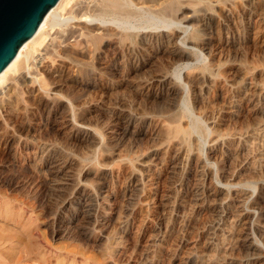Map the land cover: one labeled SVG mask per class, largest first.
<instances>
[{
  "label": "rangeland",
  "instance_id": "obj_1",
  "mask_svg": "<svg viewBox=\"0 0 264 264\" xmlns=\"http://www.w3.org/2000/svg\"><path fill=\"white\" fill-rule=\"evenodd\" d=\"M74 1L72 0V3ZM206 1L210 3V1ZM238 1L242 2V0ZM239 6L240 4L237 13L240 23L237 21L235 26L238 31L231 34L225 27L219 29L224 44L215 64L210 66L209 55L206 53L203 57L198 53L194 54L198 61L193 70L199 74H202V71H209L215 78H211L202 92L198 87L192 85L186 91L183 90L184 103L180 106L181 108L177 109L176 115L171 117L169 122L152 124L146 122L145 112L147 114L159 111L160 108H164L163 105L157 104L153 100L144 99L141 101L139 95L131 87L125 89L117 87L116 85L121 80L118 78L119 76L110 73L104 74V77L95 76L97 79H103L105 83L107 82L106 84H112L113 90L111 93L104 94V99H101L99 119L102 120L97 122L98 137H94L98 138L97 140L101 138L103 144L99 143L100 146L97 145L96 148L94 147L92 151L88 152L94 166H99L100 161H105L103 160L105 149L115 147L118 142L111 129V125L117 124L116 119H113L110 113L111 111L120 112L123 109L113 102V98L118 92L123 91L129 97L132 110L129 109L138 116L137 125L140 128L148 124L150 127H159L157 136H154L157 140L146 138L137 143H133L134 141L131 140L129 143L127 141L125 149L131 156L128 155L126 161L121 158L119 161V157L115 158L114 162L117 163L113 162L112 164L116 174L114 177L101 174V178L97 176L88 181L91 182L88 186H91V189L95 188L93 191L95 190L96 199L100 198L101 189L105 188L107 191L108 196L100 202V208H103L105 201L109 198L113 209H116L115 212H117L114 216L115 219L113 218L110 224L93 226L91 223L80 225L75 223L72 224L68 235L59 234L57 230L60 222L53 223L52 216L57 210L65 209L60 203L69 194L71 186L58 188L57 191L52 190L51 193L47 190V181H51L53 177L48 167L39 170L27 161L12 164L9 170L1 165L0 264H264V144L260 146L259 140L253 139L254 142H252V138L245 137L239 142L232 134L242 133L254 127L259 128L264 124V99L256 92L260 88L258 81L261 79V73L264 74V50L255 38V34L252 35V38L254 36L253 40L247 39L251 30H255L254 33L259 32V34L264 32V23L257 16L258 13L264 12V1L255 0L251 15H247L249 12L245 7ZM199 33L201 36L203 35L202 31ZM231 37L236 40L234 45L229 47L226 45V40H231ZM78 42L74 39L70 41L69 52L74 55L77 51V56L74 55L76 58L81 60L86 57L83 59L89 61L91 56L89 57L87 54L82 56L79 53L87 49L86 53H91L89 52L91 45H83L82 48L81 44L83 43ZM232 47H236V49ZM205 67L209 70H206ZM247 76L250 79H247ZM42 78L45 82L48 81L45 76ZM201 80H204L203 77ZM242 80L243 82H241ZM139 108L144 114H141ZM126 113L130 112L126 111ZM179 118L180 120H178ZM174 120H176V124ZM189 123H192L190 124L191 128L188 127ZM172 124L184 126L183 128L188 133L184 135V140L182 139L183 135H179L180 137L172 135ZM228 129L234 130L229 132ZM99 130L103 131L104 137ZM216 136H219L220 140L213 148L212 140ZM54 141L52 155L54 154V157L62 161L72 158L75 163L80 164L81 160H75V158L80 156L79 153L81 155L87 153L86 144L82 145L79 140L63 137ZM156 141L162 143L161 145L157 142L159 148L154 145ZM155 146L157 149L153 154L151 149L156 148ZM185 146H187L188 153ZM233 147L235 151L232 149ZM244 147L253 148L256 151L254 150L252 153ZM21 148L22 150H19ZM144 149L147 152L146 159L152 160L149 169L142 166L143 160L137 157ZM16 150L18 157L27 156L26 148L23 145H17ZM231 151L238 155L228 158L227 153ZM254 155L255 157H252ZM93 159L98 160L99 163ZM7 160L0 153V163ZM231 167L241 169L242 174L247 177L225 181L223 176ZM205 174L209 175L211 180L207 178L204 180ZM35 180L42 182L40 187L33 186ZM223 183L226 184L225 188H219ZM215 189H217V193L220 192L218 196L212 194ZM222 190L225 195L221 202ZM49 196H52V201H48ZM157 198L162 200L160 209L153 207V202ZM240 199L243 200L240 201ZM83 229L85 230L83 231Z\"/></svg>",
  "mask_w": 264,
  "mask_h": 264
},
{
  "label": "bare ground",
  "instance_id": "obj_2",
  "mask_svg": "<svg viewBox=\"0 0 264 264\" xmlns=\"http://www.w3.org/2000/svg\"><path fill=\"white\" fill-rule=\"evenodd\" d=\"M208 1L210 3L206 0H75L72 3V0H58L45 13L36 31L20 45L16 55L0 72V153L8 159L7 161H1L0 167L2 165L9 170L12 164L15 165L27 161L39 170L44 167H48L51 170L53 179L49 182L47 181V190L49 192L52 193V190L71 186L69 194L60 203L64 206L65 209L63 210L65 211L57 210L53 214L52 212L55 209L53 208V211L51 210L53 214L52 222H60L59 229L57 230L59 234L68 235L72 224L75 223L77 225L91 223L93 226L110 224L117 212H115L116 209H113L109 198L105 203L102 202L104 206L102 209L100 208V202L108 196L106 194L107 191L105 188L104 190L101 189L99 192L100 198L98 199L97 197L96 199L94 194L95 190L93 191L95 188L92 186L93 189H91V186H88L91 182L89 183L88 181L101 174L107 177H114L115 171H113L112 164L117 157H119V161L120 158L121 160L128 158L127 156L130 154L127 153L128 151H126L125 147L130 140L134 141L133 143L145 140L146 138L157 140L154 136H157L159 127H150L148 124L140 128L137 125L138 116L130 111L132 104L129 101V97L123 91L118 92L115 98H113V102L123 109L120 112H110L111 117L116 119L117 124L111 125V129L113 130L114 138L118 142L115 147L105 149L104 154L100 150L105 161L101 162L99 159V166L92 164V157L91 159L89 158L88 152L92 151L94 147L96 148L99 143H102L101 138L97 140L98 138L96 139L94 137H98V128L96 125H98L97 122L100 120L99 112L101 110L99 108L101 99L104 97V94L111 93V90H113L112 84H106L107 82L105 83L103 79H97L95 76L104 77L106 73L119 76L118 78H121V80L116 85L117 87L124 89L131 87L139 95L141 101L144 99L153 100L157 104H162L165 108H160L159 111H152L147 114L145 112L144 118L146 122L151 124L169 122L172 119L171 117L176 115L177 109L184 103V91L189 86L190 88L191 85L198 87L202 92L206 88L207 83L211 81V78H215V76H211L209 71H202V74H199L193 70V67L198 61L195 58V53H198L202 57L206 53L209 55L208 60L210 59V66L214 65L224 44L219 29L225 27L229 29L231 34L236 33L235 31H238L235 28L238 21V5L240 4L243 8L245 7L249 12L247 15H251L252 5L255 2V0H242L241 3L238 0ZM258 14V19L264 23V12ZM199 31H202V36ZM254 31L251 30L249 32L247 39L250 38L253 40L254 36L252 38V35L255 34V38L260 42L264 50V32L259 34V32L254 33ZM73 39L78 40L80 43L82 42V48L83 45H91L89 46L91 48L89 52L91 53H86L88 49L79 53L82 56H85V54L89 55V57L91 56L89 61L84 60L86 57H83L84 59L81 58V60H79L80 58H76L74 55H76L77 51L74 55L69 52L68 46H71L69 44ZM235 40L234 37L233 39L231 37V40H226V45L229 47L233 46ZM233 49H236V47ZM219 60L221 59L219 58ZM258 69L260 68L258 67ZM234 71L232 72L234 73ZM42 76H45L48 81L45 82ZM202 77L204 80H201ZM247 79L250 78L247 76ZM258 82L260 88L256 92L264 99L263 73H261V79ZM105 96L107 97L108 95ZM207 107L209 106L207 105ZM139 110L141 109L139 108ZM126 111L130 113L128 114ZM141 114H144L142 110ZM180 115L179 117H181ZM190 124L192 123H189L188 127H190ZM172 127L171 133L172 135L175 134L176 137L183 135V139L184 135L188 134L183 128L184 126L173 125ZM233 130L230 131L228 129L229 132H233ZM242 130L244 131V129ZM232 134L235 136L236 141L239 142L245 137L252 138V142L254 140L256 141V139L259 140L260 146L264 144V124L259 128L254 127L242 133ZM102 135L104 137L103 133ZM63 137L79 140V142H82V145L86 144L87 153L84 155L79 153L80 156L75 158V160H81L80 164L77 162L76 164L72 158L62 161L54 157V154L52 155L55 146L54 140L58 138L60 140ZM171 138L173 139L174 137L172 136ZM103 139L105 140V138ZM219 140V136L213 138V148ZM157 142L154 145H157ZM158 144L162 145L159 142ZM17 145H23L26 148L27 156L24 158L17 156ZM151 145L153 147V144ZM83 147L85 149V146ZM188 147L190 148V146ZM65 148L67 147L65 146ZM156 149L157 147L151 149L153 154L156 153ZM232 149L235 151L234 147ZM245 149L249 152L256 151L253 148ZM19 150H22V148ZM144 151L145 149L141 150L137 157L143 160L141 162L142 166L149 169L151 168L152 160L146 159L147 152ZM235 155L238 154H235L233 151L227 153L228 158H234ZM93 156L95 157L96 155ZM252 157H255V155ZM130 158L133 159L132 157ZM242 172L237 167L234 169L231 167L223 176L224 180L228 182L235 178L243 179L247 177ZM206 178L210 179L209 175L205 174L203 179L207 180ZM40 184L42 182L38 180L33 182V186L40 187ZM225 185L223 183L219 188L224 189ZM216 191L217 189L212 194L218 196L220 192L217 193ZM221 194L220 200L222 202L225 195L223 190ZM242 200L240 199V201ZM48 201H52V196L48 197ZM161 202V198L155 199L153 207L160 209Z\"/></svg>",
  "mask_w": 264,
  "mask_h": 264
},
{
  "label": "water",
  "instance_id": "obj_3",
  "mask_svg": "<svg viewBox=\"0 0 264 264\" xmlns=\"http://www.w3.org/2000/svg\"><path fill=\"white\" fill-rule=\"evenodd\" d=\"M58 0H0V72Z\"/></svg>",
  "mask_w": 264,
  "mask_h": 264
}]
</instances>
